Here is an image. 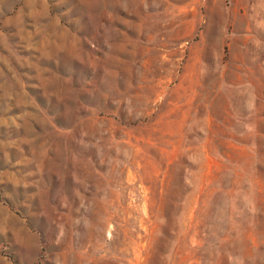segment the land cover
Listing matches in <instances>:
<instances>
[{"label": "rangeland", "instance_id": "obj_1", "mask_svg": "<svg viewBox=\"0 0 264 264\" xmlns=\"http://www.w3.org/2000/svg\"><path fill=\"white\" fill-rule=\"evenodd\" d=\"M0 264H264V0H0Z\"/></svg>", "mask_w": 264, "mask_h": 264}]
</instances>
